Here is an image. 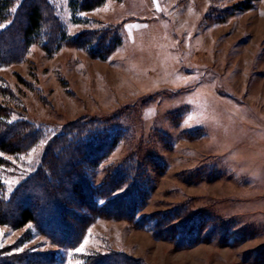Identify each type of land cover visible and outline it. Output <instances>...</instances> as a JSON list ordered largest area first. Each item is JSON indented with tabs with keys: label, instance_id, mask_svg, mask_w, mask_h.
I'll return each instance as SVG.
<instances>
[{
	"label": "rangeland",
	"instance_id": "rangeland-1",
	"mask_svg": "<svg viewBox=\"0 0 264 264\" xmlns=\"http://www.w3.org/2000/svg\"><path fill=\"white\" fill-rule=\"evenodd\" d=\"M45 1L67 39L52 51L36 41L21 61L0 66V105L41 133L25 152L0 153V192L32 175L48 143L76 121L121 133L89 172L92 187L131 159L147 192L134 221L98 218L72 250L31 223L0 225V255L264 264V0H106L76 16L69 0ZM95 30L120 37L104 60L69 41ZM192 231L195 242L177 244Z\"/></svg>",
	"mask_w": 264,
	"mask_h": 264
},
{
	"label": "trees",
	"instance_id": "trees-1",
	"mask_svg": "<svg viewBox=\"0 0 264 264\" xmlns=\"http://www.w3.org/2000/svg\"><path fill=\"white\" fill-rule=\"evenodd\" d=\"M105 1L69 0V6L76 16L77 12L92 11ZM48 6L45 0H0V66L21 61L36 41L44 40V47L52 51L67 39ZM240 6L251 5L246 2ZM69 41L104 60L120 44V37L110 31L95 30ZM10 116V109L0 105V153L19 154L31 148L41 133L29 122L12 121ZM120 137V132L101 129L95 121L67 125L48 143L41 164L32 175L8 196L0 192V225L19 229L31 223L57 247L72 250L80 245L86 228L98 218L134 221L147 192L143 182L145 171L139 163L125 160L96 188L89 179V172L110 154ZM3 164L0 157V167ZM122 188L121 193L114 195ZM161 217L165 222L169 220L168 214ZM147 220L138 222L145 226ZM176 239L178 245L195 242L193 231L189 236L178 233ZM55 262L52 253L0 255V264ZM80 264L142 263L121 253L107 252L93 253Z\"/></svg>",
	"mask_w": 264,
	"mask_h": 264
}]
</instances>
